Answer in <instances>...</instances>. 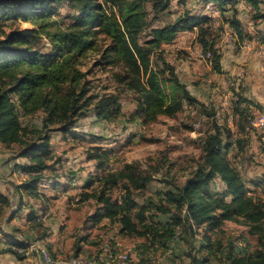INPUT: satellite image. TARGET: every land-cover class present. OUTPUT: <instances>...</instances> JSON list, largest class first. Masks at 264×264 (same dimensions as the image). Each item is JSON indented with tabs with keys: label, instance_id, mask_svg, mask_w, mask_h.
<instances>
[{
	"label": "trees",
	"instance_id": "obj_1",
	"mask_svg": "<svg viewBox=\"0 0 264 264\" xmlns=\"http://www.w3.org/2000/svg\"><path fill=\"white\" fill-rule=\"evenodd\" d=\"M61 1L64 0H0V143L7 147L19 145L18 157L27 162L15 163L13 168L27 178L16 185L15 190L32 199L40 196L39 188L45 178L43 172L49 166L46 160L51 155V131L66 134L89 109L99 120H112L120 113L117 94H88V69L82 67L88 52L94 50L98 34L109 41L102 48L98 62L119 64L120 72L113 73V77L123 90L135 96L133 117L143 125L156 121L159 116L174 117L182 110L184 102L202 105L177 77L171 63L163 58L159 59L162 67L152 63L153 52L161 51V45L171 43L178 32L197 29L196 40L203 53L210 54L208 61L212 70L222 72L221 52L207 36L211 17L205 14H181L170 24L150 28L148 38L140 43L139 36L146 26V0H105L110 4L105 7L97 0H66L75 13L71 23L64 27L55 18ZM203 1L215 2L223 16L231 10L226 22L235 31L237 40L248 36L233 7L237 0ZM244 1L254 8L253 19H264V9L259 7L263 0ZM168 7V0H157L153 5L156 11ZM9 20L29 23L31 27L6 30ZM42 38L48 47L39 45ZM239 96L241 102L233 110L237 115L236 134L214 123L213 130L200 141L203 152L192 175L180 186L170 185L172 183L167 181L168 187L157 193L156 201L148 199L138 206L134 191L145 190L153 177L137 163L126 162L119 169L107 170L98 179L101 183L99 191L85 195L94 197L97 202L93 214L86 219L90 221V227L107 218L120 225L122 234L150 236L151 244L160 245L163 254L171 250L170 243L175 241L178 229L188 233L194 226H206L208 230L216 231L223 221L239 216L251 224V232L257 234L260 247L255 252L246 249L236 252L230 245L226 253L228 264H264V229L261 225L264 201L252 195L248 187V184L264 187V174L245 180L228 155L234 144L238 150L241 134L248 136L245 106L263 108ZM36 112L42 114L41 125L24 124L23 119ZM55 123L59 126L51 128ZM30 135L34 138L27 141ZM94 151L90 149L87 158L96 160L95 167L100 169L108 157L98 149ZM215 179L222 184V190L216 189ZM87 186H90L89 182ZM118 186L121 193L113 199L110 190ZM9 204L0 191V212ZM19 210L11 213V219ZM25 218L29 222L37 221L36 210L30 208ZM3 235L8 249L22 250L14 253L23 257L30 242L5 232ZM205 242L200 244V250L206 249L212 254L214 243L210 244L206 238ZM73 248L75 254L70 256L80 255L77 241ZM185 255L190 257L188 264H204L206 260L190 252ZM171 264H176L174 259Z\"/></svg>",
	"mask_w": 264,
	"mask_h": 264
},
{
	"label": "rangeland",
	"instance_id": "obj_2",
	"mask_svg": "<svg viewBox=\"0 0 264 264\" xmlns=\"http://www.w3.org/2000/svg\"><path fill=\"white\" fill-rule=\"evenodd\" d=\"M104 1L97 0L102 7L110 5ZM156 1L146 0L144 2L146 26L139 36L140 43L148 38L150 28L170 24L181 14L198 13L203 4L202 0H168L169 7L166 10L156 11L153 8ZM205 11V15L208 16L207 10ZM74 13L73 6L64 0L58 4L55 18L64 27L71 23ZM230 14L231 10L224 13V16L219 11L217 15L209 16L211 21L208 23L210 25L207 31L208 38L215 43L216 47L221 44L225 51L229 43L223 33L229 28L226 21ZM247 15L252 18L253 13ZM6 24L8 25L6 30L9 27H31L29 23L20 21L9 20ZM181 32L176 34L171 43L162 44L161 51L153 52L152 63L162 67V61L159 60L161 58L171 63L177 77L202 105L184 102L182 110L174 117L159 116L154 122L141 124L133 117L136 107L135 96L132 92L123 90L113 77V73L120 72L119 64L107 65L103 61L98 62L102 48L109 43L106 37L98 34L94 50L88 52L82 67L83 70L88 69L86 77L88 94H117L121 105L120 113L112 120H99L89 109L86 116L80 118L66 134L58 130L50 132L51 155L46 160L49 166L43 174L46 179L52 181L55 187L51 188L49 185L42 189L51 195L45 202H48L47 204L53 210L46 218L41 215L37 221L29 222L25 216L30 204L40 207L43 201H34L24 193L20 196V193L15 190V186L20 181H24L27 175H19L20 172L16 171L13 165L26 163L27 160L18 157L19 145L7 147L0 143V189L10 202L9 205L3 206L0 212V227L4 230L3 233L12 234L40 245L55 259L75 254L74 248L66 249L64 244L65 239L73 238L72 244L77 241L80 247L78 254L93 259L95 264H106L105 261L107 262L109 258L106 256V260H103L105 256L103 254L115 255L121 252L127 253L126 264H171L173 259L176 264H188L190 257L185 255L186 252L206 259L204 264H228L226 253L230 245H233L235 251L246 249L248 252H255L260 247L257 234L251 232V224L239 216L223 221L216 231H210L206 226H194L188 233H181L178 229L175 241L170 243L171 250L163 254L160 245L151 244L150 236L122 234L120 225L107 218H103L92 227H90V221L86 220L93 214L97 202L94 197L85 195L99 191L101 183L98 179L107 170L113 171L121 168L126 162H135L152 174V181L147 188L133 193L139 206L146 203L148 199L156 201L157 193L166 189L168 182L172 183L170 185L180 186L192 175L203 152L200 141L213 130L214 123L236 134L237 115L233 110L241 102L236 90V81L233 85H231L232 81L228 82L229 85L224 92L230 91V96L226 98L220 92L214 91L213 88L217 87L218 83L211 78L210 72L206 69L205 62L209 61L200 56L203 51L195 39L198 30L194 29L183 36L179 35ZM40 43L39 45L48 47L47 41L43 38ZM234 44L237 46V37ZM192 68L196 71L189 74ZM245 107L248 136L245 133L241 134L238 150L236 151L234 144L233 150L228 155L242 177L250 180L264 174V129H254L252 126L255 109L264 112V107L261 106L263 109L253 105ZM206 112L214 114L208 116ZM41 116L40 112H36L33 116L23 119V122L32 127H39ZM58 126L59 124L55 123L50 127ZM33 138L30 135L26 140L30 141ZM231 139L233 140L234 136ZM90 149L93 152H95L94 149H98L107 155L108 159L100 169L95 167L96 160H88L87 154ZM215 181L216 189L222 190L220 181L218 179ZM88 182L90 186H87ZM248 187L252 195L264 201V187L250 184ZM110 193L115 199L120 195L121 189L119 186L115 187L110 190ZM18 208H21L18 216L11 219V213ZM38 221L41 222L40 225L37 224ZM261 225L264 229V220ZM65 227H68L70 233L61 240L60 232ZM52 229L56 232L54 237L59 238L58 242H55V252L48 248V245H51L48 238L53 232ZM3 233L0 230V239L5 240ZM205 238L206 241H210V244L214 243L212 254L206 249L200 250V244H206ZM8 248L10 247L0 240V264H39V261H34L31 253L19 258L14 251L21 253L22 250L14 247Z\"/></svg>",
	"mask_w": 264,
	"mask_h": 264
},
{
	"label": "crops",
	"instance_id": "obj_3",
	"mask_svg": "<svg viewBox=\"0 0 264 264\" xmlns=\"http://www.w3.org/2000/svg\"><path fill=\"white\" fill-rule=\"evenodd\" d=\"M206 3L207 2L203 1L200 11L198 13H193V14H205L206 13L205 11ZM234 6L237 9V18L242 23V25L244 24L243 30L248 36H246L241 41L237 40V46H234L235 44L229 45L226 51L224 49L225 52L223 51L221 53V59H220V65H221V70H222L221 73L214 72L212 70V67L210 66L211 65L210 62L208 63L205 62L206 69L210 72L211 78L216 80L218 83V86L213 88V90L217 91L218 93L220 92L224 98L230 95V91L224 92V90H226V88L229 85L228 82L232 81L231 85H233V83L236 81L235 83L236 90L239 93V95L243 96L244 98L250 99L256 103H259L261 106L264 107V57H259L256 53L259 43L264 41V19L255 20L251 18L250 15H247L250 13H254L255 11H254V8L250 6L248 3H246L244 0H239L238 2L235 3ZM263 6H264V0H263V3L259 5L261 10H263ZM228 12L229 11H226V13ZM188 32L189 31H182L179 35L183 36V34H186ZM196 35H195V39H196ZM195 71L196 69L192 68L189 74L194 73ZM208 81L209 80L207 79V82ZM19 175H23V174L19 173ZM19 183H21V181ZM49 185L51 188L55 187L52 181H49V179L44 178L39 188V190L41 191L40 196L36 199H32L27 195L30 199L34 201H37V200L43 201L40 207H34L33 204H30L29 206V209L33 208L34 210H36L38 218L41 215H43V218H46V216L49 215V213H52L53 209L47 204L48 202H45L49 200L51 195H48L46 191L44 192L43 190L45 189L46 186H49ZM19 193L21 196L22 195L21 193L23 192H19ZM43 197L45 198V200ZM52 231H51L52 233L50 237L48 238V242H50L51 244V245H48V248L55 252L56 251L55 242L59 240V238L57 236L54 237L56 232L54 231V229H52ZM69 233L70 232H69L68 227H65L60 232V235H61L60 239L61 240L65 239L66 235ZM0 240L3 241L5 245H7L4 239H0ZM72 240L73 238H68L64 240L66 249H68L69 247L73 248L74 243L72 244L73 242ZM33 245L35 244L30 242L29 247L25 251V254L31 253L34 256V259H35L34 261L36 262L39 260V256L35 250L33 251L34 249ZM85 246L87 245L85 244ZM103 255H105L103 260H106L105 259L106 256H108L109 258V255H107V253Z\"/></svg>",
	"mask_w": 264,
	"mask_h": 264
},
{
	"label": "built area",
	"instance_id": "obj_4",
	"mask_svg": "<svg viewBox=\"0 0 264 264\" xmlns=\"http://www.w3.org/2000/svg\"><path fill=\"white\" fill-rule=\"evenodd\" d=\"M219 8L216 6L215 3L212 1H209L206 3V10L208 16H215L219 13ZM226 41L229 43V45H234V40L236 33L235 31L229 27L227 28L223 33ZM218 50L222 53L224 51V47L220 44L218 45ZM256 53L259 57H264V41L259 43V46L256 50ZM209 53H201L200 56L206 60H208ZM230 96V95H229ZM252 126L254 129H264V112L255 109L254 111V118L252 121ZM73 184L75 185V180L73 181ZM34 249L37 253L39 258V264H95V261L85 255H78V256H68L64 258H53L51 257L47 251H45L43 248H41L40 245H33ZM32 246V247H33ZM18 250V248H15ZM127 260V253L121 252L117 254H110L109 259L107 260L106 264H126Z\"/></svg>",
	"mask_w": 264,
	"mask_h": 264
},
{
	"label": "bare ground",
	"instance_id": "obj_5",
	"mask_svg": "<svg viewBox=\"0 0 264 264\" xmlns=\"http://www.w3.org/2000/svg\"><path fill=\"white\" fill-rule=\"evenodd\" d=\"M208 53V52H207Z\"/></svg>",
	"mask_w": 264,
	"mask_h": 264
}]
</instances>
